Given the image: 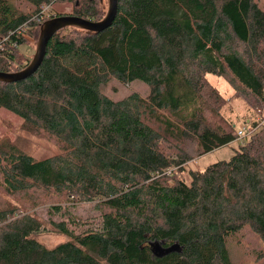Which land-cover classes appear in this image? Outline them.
Wrapping results in <instances>:
<instances>
[{
	"label": "trees",
	"instance_id": "16d2710c",
	"mask_svg": "<svg viewBox=\"0 0 264 264\" xmlns=\"http://www.w3.org/2000/svg\"><path fill=\"white\" fill-rule=\"evenodd\" d=\"M25 1L34 13L0 0V72L29 65L26 37L61 15L42 18L45 7L73 2L70 15L103 18L100 0ZM67 30L52 35L32 75L0 82V108L58 150L36 160L0 143V264H232L229 240L248 234L264 263V123L253 117L239 139L221 114L227 101L207 80L225 79L264 112V7L118 0L105 30ZM112 80L140 82L146 95L113 99L102 92ZM237 140L229 159L186 167L187 144L203 155ZM70 202L94 203L101 228L75 234L52 222L67 240L47 248L36 240L35 210Z\"/></svg>",
	"mask_w": 264,
	"mask_h": 264
},
{
	"label": "rangeland",
	"instance_id": "374dc122",
	"mask_svg": "<svg viewBox=\"0 0 264 264\" xmlns=\"http://www.w3.org/2000/svg\"><path fill=\"white\" fill-rule=\"evenodd\" d=\"M257 2L261 8L264 7V0H257ZM14 3L18 12H27L29 14L35 12V7L25 0H14ZM101 7L100 10L103 13L102 17H104L107 10V0L102 1ZM44 10L49 12V16L53 14L70 15L74 10L73 2L58 1L51 7H45ZM67 29L68 28L62 29L59 32L67 34ZM28 36L26 37L28 40L27 43L20 47V51L21 54L25 56V59L31 60L35 52L39 32H32V35ZM207 80L227 101L221 114H224L225 118L234 122L236 129H243L250 135L251 130L248 129L250 119L254 117L264 123L263 110L256 109L254 106H250L249 103L247 104L242 99L236 97L233 88H231V85L225 79L207 76ZM146 91V87L140 82L123 85L115 80H112L106 88L102 89L105 95L113 99L124 98L132 92L145 96ZM254 109L257 110L256 114H254ZM21 124L22 120L19 117L4 108H0V143L5 139H9L19 149L36 160L46 159L58 153L57 147L53 141L46 139L42 135H35L32 132L26 131ZM241 141L242 140H237L229 146L203 155L196 151L195 144H187V152L190 154L191 160L186 167L188 169H199L202 171L212 163L227 160L231 157L233 148ZM50 206L51 204H48L35 210V216L42 222V230L37 234L36 240L47 248L54 247L67 240L65 236L52 228V222L65 223L68 229L75 234L90 230L98 231L101 228L100 210L96 209L94 203L70 202L68 205L62 204L60 212H52L49 209ZM255 249V240L251 234H248L246 240L242 243L239 240H229L228 250L231 263L264 264L261 260H255Z\"/></svg>",
	"mask_w": 264,
	"mask_h": 264
},
{
	"label": "water",
	"instance_id": "95a60500",
	"mask_svg": "<svg viewBox=\"0 0 264 264\" xmlns=\"http://www.w3.org/2000/svg\"><path fill=\"white\" fill-rule=\"evenodd\" d=\"M103 0H100L102 3ZM118 0H107V10L104 17L99 21H91L75 17L69 14L60 15L43 22L39 28V36L34 55L24 69L16 72H0V82L12 83L24 80L32 75L43 61L46 46L53 34L65 28H75L88 34H96L109 27L117 14Z\"/></svg>",
	"mask_w": 264,
	"mask_h": 264
},
{
	"label": "built area",
	"instance_id": "2783aa9c",
	"mask_svg": "<svg viewBox=\"0 0 264 264\" xmlns=\"http://www.w3.org/2000/svg\"><path fill=\"white\" fill-rule=\"evenodd\" d=\"M45 12H46V11H45ZM46 13H48V12H46ZM46 17H48V14H46V15L43 16L42 18H46ZM237 135H238V138H239V139H242V138L246 137V136L248 135V133H247L246 131H244L243 129H238V131H237Z\"/></svg>",
	"mask_w": 264,
	"mask_h": 264
}]
</instances>
